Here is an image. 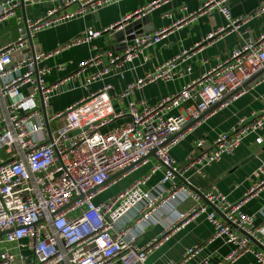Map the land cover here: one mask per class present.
<instances>
[{"label":"built area","instance_id":"built-area-1","mask_svg":"<svg viewBox=\"0 0 264 264\" xmlns=\"http://www.w3.org/2000/svg\"><path fill=\"white\" fill-rule=\"evenodd\" d=\"M23 1L29 6L41 2ZM117 1L58 0L57 6L44 16L30 19L18 15L21 0H0V22L16 18L18 25L17 38L0 46V264H115L118 261L145 264L153 250L202 215H206L215 229L211 240L223 239L233 246L223 263L232 264L244 255H251L258 264H264V225H257L255 215L243 211L244 200L230 202L216 184L199 190L179 181L182 166L176 164L169 151L170 143L180 135L168 142L213 106L244 93L245 84L264 70V28L257 38L244 41L226 59L186 82L180 91L152 105L144 100L131 101V119L120 126L110 129L112 122L124 115L113 106L111 84L103 85L61 112L45 116L40 96L46 106L59 84L47 83L49 68L40 64L52 54L37 49L34 36L42 29ZM72 4L77 5L76 10L64 11ZM153 4L125 16L104 31L146 15ZM229 4L230 0L201 2L196 15L216 9L226 19V24L208 34L205 40L213 41L238 29L253 16H234ZM263 10L260 8L257 14ZM166 31L136 35L123 51H108L107 65L89 76L86 83L119 71L125 62L164 38ZM101 33L89 29L55 53L90 42ZM192 54L193 49L183 50L154 72L130 83L121 96L159 79L170 81L190 74L192 66L188 61ZM100 58L101 55H95L82 61L79 67L98 64ZM181 63L185 64L184 69L177 68ZM186 102L191 103L182 113L168 115ZM263 129L264 109L250 117H241L229 131L220 132L210 148L205 139H200L188 165H199L202 170L223 155L233 153L248 135ZM156 148L159 162L148 175L104 202L96 203V198L117 180H110L113 174L136 163L127 172L138 168ZM161 168H164L163 178L157 185L146 188L152 174ZM259 173L263 177L253 183L247 195L264 192L263 167ZM75 198L78 199L73 203ZM191 199L195 206L179 212V207ZM168 207L172 213L162 237L139 246L142 231L138 228L158 224L159 215ZM209 207L213 210L209 211ZM200 251V246L189 248L185 261L196 258Z\"/></svg>","mask_w":264,"mask_h":264},{"label":"crops","instance_id":"crops-1","mask_svg":"<svg viewBox=\"0 0 264 264\" xmlns=\"http://www.w3.org/2000/svg\"><path fill=\"white\" fill-rule=\"evenodd\" d=\"M202 1L119 0L54 27L38 31L33 38L35 47L52 54L40 64L49 68L46 81L49 85L59 84L45 106L47 115L52 116L61 112L103 85L111 84L113 106L117 111L124 112V115L114 120L110 129L120 126L131 119L129 114L131 101L144 100L152 105L161 98L180 91L186 82L226 59L244 41L257 38L264 28V10L257 14V10L264 9V0H230L229 5L234 16H253L243 22L238 29L213 41H207L206 36L224 26L226 19L216 9L196 15L195 12ZM57 4L58 0H41L31 6L22 7L21 5L17 12L23 17L36 19L44 16ZM151 4L153 6L145 15L147 26H152V30L148 32L167 29L165 37L146 47L133 60L125 62L119 71L104 75L91 84H87L86 80L89 76L101 71L107 65L108 51H123V45L117 47L113 31L104 30L119 23L125 16ZM76 8L77 5L72 4L65 7L64 11L73 12ZM192 13L195 14L190 15ZM17 26L16 18L0 22V46L17 38ZM89 29L101 30L102 33L90 42L61 49L55 53L60 46ZM186 49H193L192 57L188 61V64L192 66L190 74L174 77L170 81L159 79L142 88H134L125 96H121L130 83L154 72L159 66ZM95 55H101L98 64L94 63L80 69L79 64L82 61L91 59ZM184 66L185 64L181 63L177 68L184 69ZM23 90L27 92V88ZM190 103L186 102L174 108L168 112V115L182 113ZM262 109H264V70L246 86L244 93L228 100L227 103L216 106L200 122L185 130L175 142L170 143L169 151L176 164L182 166V174L178 176L179 181L186 182L192 188L199 190L216 184L227 195L230 202L239 203L244 200L243 211L255 215L256 224L259 226L264 225V192L257 195H247V192L255 181L263 177L259 169L264 168V129L260 133L248 135L233 153L223 155L219 161L204 166L202 170L199 165L190 167L188 162L192 150L200 139H205L207 147L210 148L220 132L229 131L241 117H250L253 112ZM260 136L261 141H259ZM158 162V158L151 155L138 168L123 173L96 198V203L104 202L110 196L130 186L138 178L148 175ZM163 170L164 168H161L153 173L145 187L157 185L163 178ZM168 185L169 183H165V186ZM194 206L195 203L191 199L182 204L178 210L182 213ZM208 210L213 209L209 207ZM171 213L172 210L168 207L159 215L158 224L138 228L142 231V236L138 240L139 246L144 247L154 239L162 237ZM214 235L213 225L209 223L206 215H202L196 220L189 221L169 240L153 250L145 264H231L223 263V259L230 254L233 246L223 239L212 241ZM195 246L201 247L199 255L185 261L186 251ZM115 264L122 263L118 261ZM232 264H258V262L253 256L244 255Z\"/></svg>","mask_w":264,"mask_h":264},{"label":"water","instance_id":"water-1","mask_svg":"<svg viewBox=\"0 0 264 264\" xmlns=\"http://www.w3.org/2000/svg\"><path fill=\"white\" fill-rule=\"evenodd\" d=\"M22 1V7L25 6L24 1ZM121 25H117L115 27L113 31V36L116 40V45L117 47H120V45H123L122 50L126 49L127 47V43L129 41H131L132 39L135 38L136 35H143L145 32H148L150 30H152V26L150 25L149 27L147 26V17L144 15L140 18H132L129 22H127L125 25H123L122 27H120ZM120 27V28H119ZM134 33V34H133ZM261 74V72L257 75H255L251 80H249L245 85L247 86L251 81L255 80L259 75ZM40 101H41V107L42 110L45 114V116L47 115L46 113V108H45V104H44V100L42 95L40 96ZM218 105V104H217ZM217 105L213 106L212 108H210L208 111L204 112L203 114H201L198 118L194 119L192 122H190L187 126H185L180 132L174 134L169 140H172L174 138H176L177 136L181 135L185 130L192 128L194 125H196L198 122H200L204 117L207 116V114L212 111ZM47 121V130L49 132L50 135V140H52V135H51V126L50 123L48 122V119H46ZM157 151V148L152 150L150 152V154H148V156H146L144 159L148 158L149 156L153 155L156 156L155 152ZM142 161V160H141ZM139 163V162H138ZM137 164V163H136ZM133 164L123 170H120L119 172L113 174L110 178V180L116 179L117 177L121 176L123 173L127 172L128 170H130L134 165ZM78 198H75L73 200V203L75 202V200H77Z\"/></svg>","mask_w":264,"mask_h":264}]
</instances>
